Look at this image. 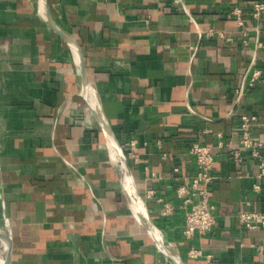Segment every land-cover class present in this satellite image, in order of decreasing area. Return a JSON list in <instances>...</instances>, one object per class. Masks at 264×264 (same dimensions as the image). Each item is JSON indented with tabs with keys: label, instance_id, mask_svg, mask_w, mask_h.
Segmentation results:
<instances>
[{
	"label": "crops",
	"instance_id": "1",
	"mask_svg": "<svg viewBox=\"0 0 264 264\" xmlns=\"http://www.w3.org/2000/svg\"><path fill=\"white\" fill-rule=\"evenodd\" d=\"M253 1L47 0L54 22L81 48L116 139L136 140L128 160L137 190L185 264H264L253 247L264 242V228L246 229L237 218L243 209L264 213V187L253 191L256 161L233 132L242 112L264 120V80L247 85L254 68L264 78V16L247 13ZM232 6L245 11L247 44ZM80 86L72 49L37 0H0V228L11 237L10 263L175 264L132 213ZM193 140L214 153L217 220L207 234L186 238L175 190L195 172ZM163 201L171 213L161 214ZM190 246L211 259L190 258Z\"/></svg>",
	"mask_w": 264,
	"mask_h": 264
},
{
	"label": "built area",
	"instance_id": "2",
	"mask_svg": "<svg viewBox=\"0 0 264 264\" xmlns=\"http://www.w3.org/2000/svg\"><path fill=\"white\" fill-rule=\"evenodd\" d=\"M255 19H260L264 16V0H254L250 10L247 12ZM229 15L232 16L238 26H240L242 37L241 41L248 43V31L244 25L245 11L240 6H232L229 10ZM208 33L215 34L217 37L227 41L232 40V35L222 31L211 29ZM262 46V42L255 41L253 61L258 57V50ZM252 61V62H253ZM257 80H264L262 71L259 68H254L250 78L247 80V85L254 84ZM236 100L239 101L243 93V85L236 90ZM261 126L262 134H252V128ZM233 132L238 136L239 147L248 150L250 156L255 159L258 172L257 180L253 183L252 189L257 192L264 187V120L260 119L256 114L240 113L239 122L233 129ZM217 145L222 146L223 140L221 133L218 132ZM127 157H134L132 149L136 146V140L131 139L124 144H121ZM195 164V172L190 180H185L176 187V196L180 199L179 206L184 209V225L183 234L186 238H191L194 234L201 235L210 232L216 224L215 205L211 201L212 186L217 179L214 173L215 157L210 144L193 140L189 144L188 149ZM232 157L235 161L241 162L242 157L239 148L232 150ZM173 205L168 201H163L160 208L161 214H169L173 211ZM237 218L240 224L246 229L264 228V213L253 209H243L237 212ZM256 255L264 262V242L253 243ZM187 255L190 258L204 256L206 260L211 259V254H204L201 248L190 246L187 250Z\"/></svg>",
	"mask_w": 264,
	"mask_h": 264
},
{
	"label": "water",
	"instance_id": "3",
	"mask_svg": "<svg viewBox=\"0 0 264 264\" xmlns=\"http://www.w3.org/2000/svg\"><path fill=\"white\" fill-rule=\"evenodd\" d=\"M37 2H38V11L40 12L43 19L64 37V39L67 41L68 45L72 49V52L74 54V60L78 67V72H79L80 80H81L80 94L82 98L84 99L85 104L88 106L90 111L96 117L101 127V130L105 137L106 146L110 153V157L112 158V155H111V150H112L117 155V159L115 160V163L117 164V166L121 168L122 172L124 171L125 178H127L131 182V186H132L131 197L129 198V195L127 193H126V197H127L129 207L132 213L135 215L137 220L146 228L148 233L151 235V237L155 241L157 247H159L169 258H171L175 264H185L184 261L179 256H177L176 254L172 252L170 246L162 239L158 228L151 221L148 215L144 200L137 190L128 157L122 145L116 139L111 127L107 123V120L103 112L101 111L100 106L95 98L94 89L89 81V78H88V75L85 69L83 54H82L80 46L78 45L77 41L69 33L64 31L54 22L51 16V12H50V8H49V4L47 0H37ZM120 181H121L122 187H124L121 179ZM139 209L141 210V212L143 211L144 219L139 214ZM0 241L3 242L4 244L1 264H11L10 263L11 243H12L11 237H10V234L2 228H0Z\"/></svg>",
	"mask_w": 264,
	"mask_h": 264
},
{
	"label": "bare ground",
	"instance_id": "4",
	"mask_svg": "<svg viewBox=\"0 0 264 264\" xmlns=\"http://www.w3.org/2000/svg\"><path fill=\"white\" fill-rule=\"evenodd\" d=\"M111 154L113 156V159L116 160L117 159V155L115 154V152L111 150ZM120 179L123 182V186H124L123 188H124L125 192L129 195V198H130L131 197V193H132L131 182H130V180L125 178V173H124V171L122 172L121 168H120ZM139 214L144 219V213H143V211L141 212L140 209H139ZM1 243H2V249L4 250V244H3V242H1ZM1 260H2V254H0V264L2 262Z\"/></svg>",
	"mask_w": 264,
	"mask_h": 264
},
{
	"label": "rangeland",
	"instance_id": "5",
	"mask_svg": "<svg viewBox=\"0 0 264 264\" xmlns=\"http://www.w3.org/2000/svg\"><path fill=\"white\" fill-rule=\"evenodd\" d=\"M3 253V249H2V243L0 242V254Z\"/></svg>",
	"mask_w": 264,
	"mask_h": 264
}]
</instances>
